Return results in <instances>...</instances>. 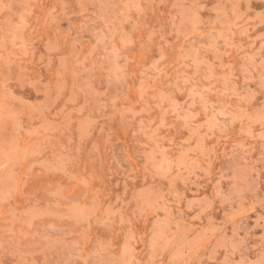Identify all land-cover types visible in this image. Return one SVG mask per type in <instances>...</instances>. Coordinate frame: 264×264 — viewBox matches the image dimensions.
Listing matches in <instances>:
<instances>
[{"label": "rangeland", "instance_id": "rangeland-1", "mask_svg": "<svg viewBox=\"0 0 264 264\" xmlns=\"http://www.w3.org/2000/svg\"><path fill=\"white\" fill-rule=\"evenodd\" d=\"M0 264H264V0H0Z\"/></svg>", "mask_w": 264, "mask_h": 264}]
</instances>
